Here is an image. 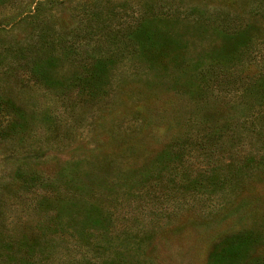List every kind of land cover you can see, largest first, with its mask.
<instances>
[{"label":"rangeland","instance_id":"1","mask_svg":"<svg viewBox=\"0 0 264 264\" xmlns=\"http://www.w3.org/2000/svg\"><path fill=\"white\" fill-rule=\"evenodd\" d=\"M256 2L0 0V264H264V105L193 77L199 26L246 21ZM147 12L178 18L187 64L121 53L101 96L81 69L62 90L24 75L28 47L59 40L65 77L103 43L91 29ZM253 57L247 73L264 72V42Z\"/></svg>","mask_w":264,"mask_h":264},{"label":"trees","instance_id":"2","mask_svg":"<svg viewBox=\"0 0 264 264\" xmlns=\"http://www.w3.org/2000/svg\"><path fill=\"white\" fill-rule=\"evenodd\" d=\"M147 14L150 13L147 12ZM241 15L247 16L246 21L226 19L225 22L224 20L220 21L218 25L216 23V25L199 26L201 28L200 38L207 32L211 33V38L207 41L210 46L197 53L194 62L196 64H193V77L199 82L198 90L202 94L212 92L210 88H222V94L239 91V95L242 94V97L253 96L257 105L260 106L259 109L263 111L264 72L256 71L249 75L247 69L251 64L250 61H254L256 58L253 56L258 46L264 42V0H257L256 5L251 6L247 12L243 10ZM168 18L172 17L143 16L128 24L122 33L112 30L98 32L91 29L92 36L97 37L98 33L104 34L103 43L98 44L93 50L97 54L89 56L91 57L88 60L89 63L84 59H76L75 64L69 65L68 68L72 70H69L65 77L60 74L62 65L59 63L57 47L54 46L59 40L50 38L49 42L44 43L40 34H36L37 42L41 41L45 45H40L39 49L28 47V54H32L33 50L35 55L29 60V63L23 62L21 68L28 81L41 82L48 88L57 87L59 90L63 89L66 81L76 82L83 70L82 76L85 79H79L81 84L91 89L95 96L104 95L103 86L109 79L112 65L118 62L116 58L122 57L121 53L136 54L148 66L157 69L162 65H167L166 61L170 58L176 63V67H182V63L187 64L188 57L185 55L192 54L189 47L186 46L188 41L181 40L178 37L180 35L173 30L174 23H177L178 18ZM199 24L201 25V23ZM193 27L194 31L197 30L196 26ZM102 44L108 46L102 48ZM64 47L73 52L76 50L72 49L70 44L64 45ZM37 53H41V56ZM185 57H187L186 61ZM240 62L241 64L238 65ZM78 71L80 72L78 73ZM5 106L11 107L13 104L4 103ZM17 112L18 115L22 114L19 109ZM254 118L263 122V132L260 136L264 140V113L256 114ZM212 136L215 137L207 133L204 134L207 141H212ZM259 163L260 165L264 164V157H261ZM95 218L88 216L87 221L99 224L100 221ZM217 255L224 254L218 253Z\"/></svg>","mask_w":264,"mask_h":264}]
</instances>
